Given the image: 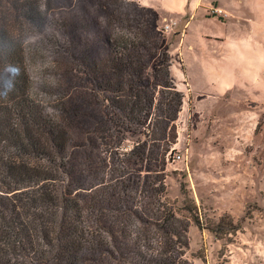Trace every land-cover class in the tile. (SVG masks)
Segmentation results:
<instances>
[{
	"label": "rangeland",
	"instance_id": "obj_1",
	"mask_svg": "<svg viewBox=\"0 0 264 264\" xmlns=\"http://www.w3.org/2000/svg\"><path fill=\"white\" fill-rule=\"evenodd\" d=\"M195 1L38 0L49 129L0 140V264H264V0ZM20 163L55 179L11 190Z\"/></svg>",
	"mask_w": 264,
	"mask_h": 264
},
{
	"label": "trees",
	"instance_id": "obj_2",
	"mask_svg": "<svg viewBox=\"0 0 264 264\" xmlns=\"http://www.w3.org/2000/svg\"><path fill=\"white\" fill-rule=\"evenodd\" d=\"M38 13V0H0V140L16 153L40 152L44 143L37 134L49 129L39 113L33 114V105L26 95L30 81L23 39L26 27L33 23ZM7 169L3 172L12 179L11 190L55 179L43 176V171L26 169L21 163L8 165ZM193 220L201 226L197 216ZM219 222L209 228L211 232L215 233L222 224H228L225 217Z\"/></svg>",
	"mask_w": 264,
	"mask_h": 264
},
{
	"label": "crops",
	"instance_id": "obj_3",
	"mask_svg": "<svg viewBox=\"0 0 264 264\" xmlns=\"http://www.w3.org/2000/svg\"><path fill=\"white\" fill-rule=\"evenodd\" d=\"M224 1L225 2L229 1L228 5H231V4L235 5V3H236V4H240L242 7L244 6V0H224ZM211 7L220 8V9L222 8V7L217 6V5H206L201 0H196L194 2V4L192 5L191 9L192 10H198L199 8H202V9H205V11H207L209 15L215 16L213 14H210L208 11Z\"/></svg>",
	"mask_w": 264,
	"mask_h": 264
},
{
	"label": "built area",
	"instance_id": "obj_4",
	"mask_svg": "<svg viewBox=\"0 0 264 264\" xmlns=\"http://www.w3.org/2000/svg\"><path fill=\"white\" fill-rule=\"evenodd\" d=\"M212 12L215 13V14H223V11H222L220 8H215V7L212 9ZM174 24H176V22H174V21H170L169 23H166V24L164 25V27H165L166 29H169V28H171L172 25H174ZM175 158H176V159H180V158H181V155H180V154H176V155H175Z\"/></svg>",
	"mask_w": 264,
	"mask_h": 264
}]
</instances>
